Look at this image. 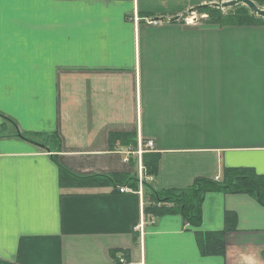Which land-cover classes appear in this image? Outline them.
Instances as JSON below:
<instances>
[{
    "label": "crops",
    "instance_id": "0c3cea01",
    "mask_svg": "<svg viewBox=\"0 0 264 264\" xmlns=\"http://www.w3.org/2000/svg\"><path fill=\"white\" fill-rule=\"evenodd\" d=\"M215 1L2 0L0 264H264L258 194L213 186L189 223L127 181L139 139L158 189L264 175V21H192Z\"/></svg>",
    "mask_w": 264,
    "mask_h": 264
},
{
    "label": "trees",
    "instance_id": "16d2710c",
    "mask_svg": "<svg viewBox=\"0 0 264 264\" xmlns=\"http://www.w3.org/2000/svg\"><path fill=\"white\" fill-rule=\"evenodd\" d=\"M257 2V1H256ZM259 3L261 2L258 1ZM257 2V3H258ZM201 13L208 14V21L220 22V23H248L254 24L264 21L263 18L258 17L252 14L250 8L246 5H237L235 7L234 12L225 13L222 11L221 8H212L207 6H201L197 9ZM225 14L230 15V17L224 16ZM57 139L58 147L60 146V138L58 135H53ZM122 140H125L122 138ZM145 141V140H144ZM134 143V140H133ZM137 141L135 145L136 146ZM142 161L144 165V169L146 175H157L158 172V163H159V155L152 151L144 152L142 156ZM60 181L61 184H67L72 182V180L76 179L81 181V183H89V184H98V183H110L112 182L114 186H119L118 184H123V182H117L119 176L121 175H94L90 177H81L77 178L74 177L66 168L60 165ZM230 170H226L228 172ZM228 178L227 181H217L211 180L208 178H196L192 185L185 189L181 190H169V189H158L154 187L151 183L144 180V195L148 192L149 196L153 198L155 204L157 205L158 202H169L172 201L179 206L182 211V214L187 222L195 223L200 220L201 217V203L204 194L211 189L213 186L227 189L234 192H243V191H251L258 194L260 202L264 204V175L256 174L252 169H245L244 172H240L238 176L236 175L232 181L229 180V175H226ZM128 184L134 187V190L138 191L139 183H138V176L127 177ZM133 181V183H132ZM218 185V186H217ZM147 191V192H146ZM156 205H150L148 209L154 207L156 210H159ZM163 210V209H161ZM160 211V210H159ZM212 243V245H210ZM209 243L206 241L202 244V252L205 254L210 252L211 246H214L215 250L222 248V240L218 238V236L214 237V240ZM214 250V253L217 251Z\"/></svg>",
    "mask_w": 264,
    "mask_h": 264
},
{
    "label": "water",
    "instance_id": "95a60500",
    "mask_svg": "<svg viewBox=\"0 0 264 264\" xmlns=\"http://www.w3.org/2000/svg\"><path fill=\"white\" fill-rule=\"evenodd\" d=\"M210 4L212 6H214V7H230V6H235L237 4H244L247 7H249L250 9H252V11L257 13V15H259V16L264 18V9L260 8V6L254 0H225V1H222V2L215 1V2L210 3ZM193 10H196V8L192 9V11ZM177 19H179L178 16L171 17V18L156 17L154 19V21L163 22V21H174V20H177Z\"/></svg>",
    "mask_w": 264,
    "mask_h": 264
},
{
    "label": "built area",
    "instance_id": "2783aa9c",
    "mask_svg": "<svg viewBox=\"0 0 264 264\" xmlns=\"http://www.w3.org/2000/svg\"><path fill=\"white\" fill-rule=\"evenodd\" d=\"M202 17H205V16H202ZM136 18V17H135ZM198 18L196 17V15L194 14V15H192V21H194V20H197ZM136 20H137V18H136ZM153 147H154V143H153V141L152 140H149V141H142V139H139V144H138V147H137V149L135 150V154H137V156H138V159H139V163H140V169H141V171H140V173H139V185H140V193H142V186H143V178H142V172H143V169H144V166L142 165V154L146 151V150H152L153 149ZM126 160H128V158H126ZM119 190L121 191V192H126L127 191V187H122V186H120L119 187ZM138 191V192H139ZM187 225H189V224H187ZM125 260L124 259H121V262H124Z\"/></svg>",
    "mask_w": 264,
    "mask_h": 264
},
{
    "label": "rangeland",
    "instance_id": "374dc122",
    "mask_svg": "<svg viewBox=\"0 0 264 264\" xmlns=\"http://www.w3.org/2000/svg\"><path fill=\"white\" fill-rule=\"evenodd\" d=\"M254 1H260V0H254ZM220 2H222V1H220ZM256 2V3H257ZM259 6H260V8H263L264 9V0H261V2L259 3H257ZM237 5H243V4H237ZM237 5H235V6H230V7H216V8H221L222 9V11H224V12H234V9H235V7H237ZM251 11V13L252 14H254V15H256V16H258V17H261V16H259V15H257V13H255L254 11H252V9H250ZM193 14H196L198 17H199V20H201V19H204V18H202V17H200V15H201V12H199V11H196L195 13H193ZM224 16H226V17H230V15H228V14H225ZM263 18V17H262ZM264 19V18H263ZM126 155V157H128L129 156V158H128V160H130V159H132L135 155L137 156V154H135L134 152H133V154H132V152H128V153H126L125 154ZM126 159V158H125ZM137 159H138V156H137ZM138 161H139V159H138ZM142 178H143V180H146V172H145V169H143V172H142ZM143 183V182H142Z\"/></svg>",
    "mask_w": 264,
    "mask_h": 264
},
{
    "label": "snow or ice",
    "instance_id": "6c2138e0",
    "mask_svg": "<svg viewBox=\"0 0 264 264\" xmlns=\"http://www.w3.org/2000/svg\"><path fill=\"white\" fill-rule=\"evenodd\" d=\"M0 3H2V0H0Z\"/></svg>",
    "mask_w": 264,
    "mask_h": 264
}]
</instances>
